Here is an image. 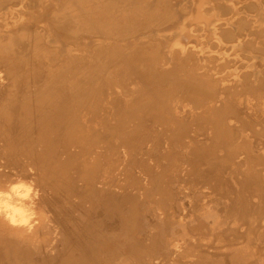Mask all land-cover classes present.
<instances>
[{"label":"bare ground","instance_id":"1","mask_svg":"<svg viewBox=\"0 0 264 264\" xmlns=\"http://www.w3.org/2000/svg\"><path fill=\"white\" fill-rule=\"evenodd\" d=\"M40 1L0 2V187L38 189L0 264H264V30L241 43L240 1L220 36L214 0Z\"/></svg>","mask_w":264,"mask_h":264},{"label":"rangeland","instance_id":"2","mask_svg":"<svg viewBox=\"0 0 264 264\" xmlns=\"http://www.w3.org/2000/svg\"><path fill=\"white\" fill-rule=\"evenodd\" d=\"M24 2L22 3V4H26V5H24V6H27L26 8H27V11H34L35 9H37L38 7H40V6H42V2L40 1V0H23ZM28 1V2H27ZM174 1H176V0H174ZM178 2L180 1V3L179 4H181V5H178L179 6V8L180 9H182L183 10V8H184V5H182V1L181 0H177ZM211 1H213V0H211ZM215 1V2H214ZM213 2V4H214V6H215V10H216V12L218 13V16L216 17V20H217V18H219L218 20V22H216V20H215V23H214V25L216 26H214L215 27V30H217L218 32H219V36L221 35V33H227V32H229V33H232V35H233V32L232 31H230V30H232V28H230V26L226 23L227 21L225 20L224 21V17H225V19L227 18H231V10H230V7L227 5V4H225V0H214ZM219 1V2H218ZM224 1V2H223ZM238 1H240L239 3H238V5L237 6H240L239 7V10H238V14H236L235 15V20L236 21H238L239 23H240V27H241V29H240V34L238 35L239 36V38L238 39H241V43L243 42V44H244V42L247 40V39H250L251 38V35L253 36L254 35V33H256L257 31H261V30H264V27H259V26H253L254 24H253V14H254V12L255 13H257V6L254 4V0H238ZM262 1V5L264 6V0H261ZM0 2H1V0H0ZM16 2L17 1H12L11 3L16 7ZM182 2V3H181ZM19 4V3H18ZM203 6H205L206 7V5H203ZM245 7V8H244ZM185 9V8H184ZM242 9V11H240ZM218 10V11H217ZM245 12H247V13H245ZM248 12H249V14H248ZM250 13H253V14H250ZM240 14V15H239ZM222 15H223V18H222ZM247 15V16H246ZM253 15V16H252ZM221 17V18H220ZM246 17H247V19H246ZM223 19V20H222ZM213 22H214V20H212ZM217 23V24H216ZM252 25V27H250ZM162 27H164V25L162 26ZM249 27H250V29H249ZM209 28V27H208ZM251 28H253L252 30H251ZM244 29V30H243ZM249 29V30H248ZM195 33L196 32H198V33H196L197 35H199L198 37H196L195 38V40H199V39H202L203 37H210L211 39L208 41V42H206L205 40H203V41H205V42H203V46H205L206 45V47L204 48L206 51H208V53H210V54H212V56H214L213 58H212V63H213V65H214V68L215 69H217V68H219L220 70H223V69H226L225 71H232L233 70V68L235 67V69H241L239 72H243V70H246V69H244V68H246V66H244V65H247V63L248 62H251L252 60H250V58H249V55H247V54H245V51L243 50V51H241V52H238L239 54H237V52L234 54L233 53V51L231 50L232 49V46L231 45H233V44H235V42H236V40H238V39H236V37H234L235 35H237V34H234V36H222L221 37V39H222V42H223V44H224V47H225V54H226V56H228V54H229V57H226L225 56V54H224V56H225V58L222 56L221 57V60H223V61H221L219 58H220V56L218 55H216V51L218 50V47H217V45L216 44H218L217 43V41L215 40V39H213L212 38V36H213V34L212 33H209V34H207L206 35V33L203 31L202 32V30H203V28L201 27V25H197L196 27H195ZM246 30H247V32H246ZM244 31H245V33H244ZM241 32H243V33H241ZM200 33V34H199ZM246 34V36L245 37H243L244 35ZM205 35V36H204ZM210 35V36H209ZM203 36V37H202ZM248 36H249V38H248ZM245 38V39H244ZM242 39H243V41H242ZM235 41V42H234ZM215 42V43H214ZM225 42H226V44H225ZM231 42H232V44H231ZM209 44V45H208ZM208 46V47H207ZM229 50V51H228ZM232 52H231V51ZM83 51V50H82ZM85 51V50H84ZM229 52V53H228ZM231 54H234L235 56H232ZM236 55H239L240 57L238 58V56H236ZM217 56V57H216ZM232 56V57H231ZM237 59H236V58ZM228 59V60H227ZM234 59H236V60H239L240 62H237L236 60H234ZM241 59V60H240ZM219 60H220V62H219ZM243 60V61H242ZM215 61H217V62H215ZM225 61V63L227 64L226 66H227V68H222L221 69V65H223V64H225V63H223ZM236 61V62H235ZM244 62V63H242V62ZM235 63V64H234ZM237 63V64H236ZM220 65V66H219ZM228 65H229V67H228ZM234 65V66H233ZM241 66V67H240Z\"/></svg>","mask_w":264,"mask_h":264},{"label":"clouds","instance_id":"3","mask_svg":"<svg viewBox=\"0 0 264 264\" xmlns=\"http://www.w3.org/2000/svg\"><path fill=\"white\" fill-rule=\"evenodd\" d=\"M37 197L34 182L23 178L0 187V220L12 227L30 230L37 218Z\"/></svg>","mask_w":264,"mask_h":264}]
</instances>
